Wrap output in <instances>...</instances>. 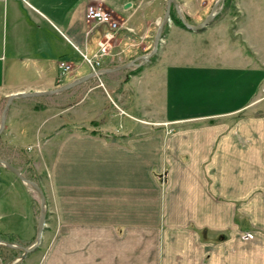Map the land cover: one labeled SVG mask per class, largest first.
<instances>
[{
	"label": "rangeland",
	"instance_id": "rangeland-1",
	"mask_svg": "<svg viewBox=\"0 0 264 264\" xmlns=\"http://www.w3.org/2000/svg\"><path fill=\"white\" fill-rule=\"evenodd\" d=\"M160 1L165 6L155 18L157 29L167 0ZM177 1L191 24L202 23L210 13L215 16L193 36L194 56L211 69L208 83L202 87L197 84L200 78H195L177 86L170 109L232 111L213 118L168 116L163 75L164 67L175 60L164 54L172 50L175 31L186 28L172 4L157 52L128 72L129 77L124 73L107 81L103 78L104 85L101 74L94 75L103 84L102 96L87 80L62 96L30 100L39 101L41 110L42 105L55 104L39 113L41 121L49 122L33 139L19 142L21 146L0 140L5 158L42 188L46 211L39 246L26 253L0 243V264H264V79L251 96L248 90L239 91V64L228 51L233 50L228 41L245 38L257 44L264 61V0ZM154 39L153 32L148 53ZM111 54L100 59L97 70H103ZM67 63L70 68L61 75L69 74L71 79L75 66ZM261 74L264 78V70ZM115 88L122 92L114 93ZM7 99L0 94V116ZM243 100L244 106L233 110ZM77 130L127 138L132 153L125 154V148L104 138H73ZM6 169L8 178L1 186L7 214H12L14 200L19 211L29 212L25 205L29 189L39 220V193ZM68 199L77 201L74 211L65 205ZM68 209L78 217L79 229L94 225L101 229L103 241H96L92 230L83 229L71 233L68 239L78 244L62 253L63 243L69 240L62 237L56 214H67ZM27 221L10 223L15 225L13 233L0 232V240L30 247L37 230L31 233L33 227ZM115 230L116 243L110 244L107 233L113 235ZM115 254L116 263L109 260Z\"/></svg>",
	"mask_w": 264,
	"mask_h": 264
},
{
	"label": "crops",
	"instance_id": "crops-1",
	"mask_svg": "<svg viewBox=\"0 0 264 264\" xmlns=\"http://www.w3.org/2000/svg\"><path fill=\"white\" fill-rule=\"evenodd\" d=\"M95 3L119 18L121 23L116 29L110 28L107 24L94 23L86 19L88 5ZM162 6H165V4L160 0H0V94L8 98L11 94L20 91L55 89L59 84L64 85L83 77L91 73L90 66L83 61V54L89 55L90 52L93 55L97 53L104 42H109L112 54L104 61L106 64L103 69H110L132 61L135 64L119 70H105L100 75L101 81L103 82V78L104 81H107V79L121 77L124 73L127 75L126 77H129L128 72L146 63L143 56L149 52L145 50L149 46L151 34L154 32V36L156 35L157 28L154 27V22L159 15L158 13L161 12ZM206 31L209 32V30ZM110 32H113L112 37L107 35ZM175 32V37L177 36L179 39L176 37V40L172 43V50L170 49L169 52L164 54V56L167 55L166 57L173 55L172 58L175 60L174 63L167 64L164 67L163 79L165 86H168V93L166 91L165 96L169 94V99L165 102V109L169 108L167 110L168 116L174 120H184L192 117L213 118L229 115L232 111L229 109L209 110L206 107L198 112H186L189 109H170L171 93L176 90L177 86L191 82L195 78H200L199 82H196L204 87L208 83L209 70H211L209 69V63L204 60L198 61L197 56L193 54V36L197 31L181 27ZM184 36L191 37L192 40H180ZM228 44H232L233 50L228 51L234 54L240 68L237 82L240 87L239 91L245 94L248 90V94L251 96L252 93L260 90L263 84L264 78L261 72L264 70H262L264 61L260 56L261 51L255 48L257 44L252 45L245 38L238 41H228ZM205 45H209V42ZM61 61L70 62L75 66V73L71 75L73 76L71 79L68 77L69 74L65 77L61 75L59 66ZM87 80H92V83H94L93 88L96 89L94 92L102 96L101 86L103 84L98 82L100 80L94 76ZM87 80L73 86V89L80 88ZM209 81L211 82V79ZM127 83L126 79L125 84ZM120 88H122V85ZM68 90L33 97H15L8 108L6 124L0 134V140L7 141L10 146H13L14 144L19 145V142L33 139L49 122L41 121L42 118H39V113L48 110L49 107L51 109L56 106L55 104L49 107L42 105L41 107L44 108L41 110L38 108L39 101L30 100H38L43 96L59 97ZM113 92L121 93L122 91L115 88ZM245 102L246 100H243L233 110L241 109ZM51 120L56 119L52 117ZM72 137L82 140L85 138H96L98 140L104 138L108 140V144L110 143L121 149L125 148L127 150L125 154L132 153L131 144L124 137L109 138L82 132L81 130L73 132ZM109 139L111 140L109 141ZM2 153H5V147L0 144V157L5 158ZM7 170L5 166H0V232H3L4 235H6V232L13 233L12 229H15V225L12 227L10 223L28 219V227H33L31 233H34V230H37L39 220L35 213L36 210H33L35 199L29 189H26L28 202L25 203L29 212L19 211V205L15 203V200L11 203L13 207L12 214L9 215L6 212V203L4 202L6 192L1 186V181L3 179L7 180L9 174ZM21 182L23 184L24 181ZM2 199L3 201H1ZM65 205L69 208L72 207L71 210L74 211L73 206L77 205V201L68 199ZM69 211L70 209H68L67 214H56V217L62 223V237L68 239L71 233L85 229V231L92 230V235L96 241H103L101 237L104 235H102L103 231L101 229H98L96 225L79 229V224H75L78 222L76 220L78 217L75 214H70ZM107 237L110 238V244H112V241L115 244L117 231L115 230L113 235L107 233ZM107 241L104 240L105 243ZM77 244L76 240L66 241L63 243L64 249L61 252L65 253ZM117 259L116 254L109 258L114 263L117 262ZM99 262L101 264L102 261Z\"/></svg>",
	"mask_w": 264,
	"mask_h": 264
},
{
	"label": "water",
	"instance_id": "water-1",
	"mask_svg": "<svg viewBox=\"0 0 264 264\" xmlns=\"http://www.w3.org/2000/svg\"><path fill=\"white\" fill-rule=\"evenodd\" d=\"M224 1V0H222ZM172 4L175 6L179 17L181 18L183 24L191 30H201L203 29L215 16L214 13H210L206 19L199 24H191L188 21L185 20V18L183 17V14L180 10L179 4L177 2V0H167V6H166V10H165V14L162 18V21L157 29L156 35H155V39H154V47L152 49V51L146 55L143 56L144 60L149 59L154 53L157 52L158 47H159V43L162 39V30L163 27L165 25V23L168 21L169 19V15H170V10H171V6ZM135 64L134 61L132 62H128L125 64H121L118 65L116 67L110 68V69H103L99 74H102L105 72V70H119V69H123L126 67H129L131 65ZM96 75V73L92 72L89 73L83 77H80L72 82L66 83L64 85H61L59 87H56L55 89H50V90H44V91H30V92H26V91H20V92H16L11 94L8 99L7 102L4 106V110L2 112V116H1V124H0V134L3 132L4 128H5V124H6V113L7 110L12 102V100L15 97H28V96H40V95H47V94H53L59 91H63V90H67L85 80H87L88 78L92 77ZM0 163H2L4 166L8 167L9 169H11L13 172L16 173L17 176H19L24 182L30 184L33 188L36 189V191L39 193L40 198H41V214H40V219H39V223H38V227H37V235H36V240L35 242L30 246V247H24L21 244H14L11 243L9 241L6 240H0V243L11 246V247H19L22 248L26 253L33 251L35 248H37L42 240V236H43V230H44V226H45V222H46V211H45V195L44 192L42 190V188L33 180L27 178L20 169H18L16 166H14L11 162H9L8 160H5L3 158L0 157Z\"/></svg>",
	"mask_w": 264,
	"mask_h": 264
},
{
	"label": "built area",
	"instance_id": "built-area-1",
	"mask_svg": "<svg viewBox=\"0 0 264 264\" xmlns=\"http://www.w3.org/2000/svg\"><path fill=\"white\" fill-rule=\"evenodd\" d=\"M86 19L89 21H92L94 23H103L107 24L110 26L112 29H116L119 24L116 20H114L109 12L104 10L101 6L95 5V4H90L87 7L86 10ZM109 37H112L113 32L107 34ZM111 46L109 42H104L101 44V47L99 51L93 55H87L83 54V58L87 61V63L91 66L93 69V72L96 73L97 75L102 71V69L97 70L99 64H100V59L110 53ZM61 68V73L67 71L70 68V65L66 61H61L59 64Z\"/></svg>",
	"mask_w": 264,
	"mask_h": 264
}]
</instances>
